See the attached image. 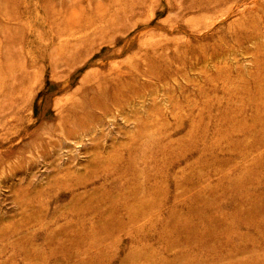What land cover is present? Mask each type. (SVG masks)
Returning <instances> with one entry per match:
<instances>
[{
	"label": "rangeland",
	"instance_id": "1",
	"mask_svg": "<svg viewBox=\"0 0 264 264\" xmlns=\"http://www.w3.org/2000/svg\"><path fill=\"white\" fill-rule=\"evenodd\" d=\"M0 264H264V0H0Z\"/></svg>",
	"mask_w": 264,
	"mask_h": 264
}]
</instances>
